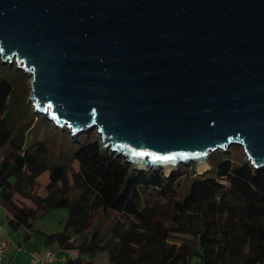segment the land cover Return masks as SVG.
Returning <instances> with one entry per match:
<instances>
[{"label":"water","instance_id":"1","mask_svg":"<svg viewBox=\"0 0 264 264\" xmlns=\"http://www.w3.org/2000/svg\"><path fill=\"white\" fill-rule=\"evenodd\" d=\"M0 59L134 170L206 172L231 145L264 168V0H0Z\"/></svg>","mask_w":264,"mask_h":264},{"label":"trees","instance_id":"2","mask_svg":"<svg viewBox=\"0 0 264 264\" xmlns=\"http://www.w3.org/2000/svg\"><path fill=\"white\" fill-rule=\"evenodd\" d=\"M11 94L0 78V207L13 230L66 211L59 232H40L46 247L76 252L62 264L100 255L107 264H264V168L214 155L181 196L186 173L136 171L98 138L74 139L72 156L55 162L46 138L29 136L31 112L14 115Z\"/></svg>","mask_w":264,"mask_h":264},{"label":"rangeland","instance_id":"3","mask_svg":"<svg viewBox=\"0 0 264 264\" xmlns=\"http://www.w3.org/2000/svg\"><path fill=\"white\" fill-rule=\"evenodd\" d=\"M0 78L7 79L12 86L11 99H13L12 107L14 115L20 117L17 112L22 111L21 108L26 109L27 112H31L32 129L29 131V136H31V134H34V136L36 137L44 136V138H46V141L50 146V153L53 156V161H66L70 156H72V151L75 147V143H73L74 139H79L82 142H85L88 140H93L94 138H98L94 131L81 132L78 135H74L69 130L55 127L52 122L46 118L45 115H42L41 113H35L34 107L29 101L31 94L29 86L30 77L21 69L17 68V65L14 62L9 66L8 63L2 64L0 59ZM41 117H43L44 119ZM214 155L218 157L224 155L226 158L234 161V163L236 164H240L245 160L243 148L237 145H231L223 151H215L210 157ZM73 168L77 169L76 164H74ZM209 169L210 166H208L205 170L209 171ZM177 172L180 174L182 172L186 173L182 176V179L179 182L178 192L181 196H183L189 187L191 178L195 175L203 174L205 171H197L192 164H189L186 166H180L178 170L173 173ZM47 177L48 175L44 171H41V173L37 176V183L39 184L38 192L41 195L44 194L43 189L48 181ZM23 204L31 206V203L28 201H24ZM66 215L67 213L64 210H56L41 217L37 220L36 223L38 226L45 227L48 233L59 232L66 221ZM50 250L56 252V254L58 255V250ZM97 260L98 263H105V259L103 258H98Z\"/></svg>","mask_w":264,"mask_h":264},{"label":"crops","instance_id":"4","mask_svg":"<svg viewBox=\"0 0 264 264\" xmlns=\"http://www.w3.org/2000/svg\"><path fill=\"white\" fill-rule=\"evenodd\" d=\"M7 217V212L0 207V226L3 228V235L0 236V241H4L6 244V252L2 256L0 264H38L40 255L45 248L58 250L54 245L48 247L44 245L40 232L48 233L45 227L38 226L35 223L31 229L20 228L13 230L7 225ZM75 255L76 252L58 250L55 264H62L67 257H74ZM98 258L105 259L104 264H107L104 255L92 259L93 264H101L98 263Z\"/></svg>","mask_w":264,"mask_h":264},{"label":"built area","instance_id":"5","mask_svg":"<svg viewBox=\"0 0 264 264\" xmlns=\"http://www.w3.org/2000/svg\"><path fill=\"white\" fill-rule=\"evenodd\" d=\"M2 226H0V236L3 235ZM6 252V244L4 241H0V262L2 260V256ZM57 260V254L56 252L51 251L48 248H45L40 255L39 263L38 264H54Z\"/></svg>","mask_w":264,"mask_h":264},{"label":"bare ground","instance_id":"6","mask_svg":"<svg viewBox=\"0 0 264 264\" xmlns=\"http://www.w3.org/2000/svg\"><path fill=\"white\" fill-rule=\"evenodd\" d=\"M103 149H104V148H103ZM105 150H108V149H105ZM121 157H122V156H121ZM124 159H125V158H124ZM180 166H183V164H182V165H179V167H180ZM184 166H186V165H184ZM179 167H178V168H179ZM136 171H137V170H136ZM148 171H150V170H148ZM153 171H154V170H153ZM140 172H142V171H140Z\"/></svg>","mask_w":264,"mask_h":264},{"label":"snow or ice","instance_id":"7","mask_svg":"<svg viewBox=\"0 0 264 264\" xmlns=\"http://www.w3.org/2000/svg\"><path fill=\"white\" fill-rule=\"evenodd\" d=\"M137 155H142V154H139V153H138Z\"/></svg>","mask_w":264,"mask_h":264}]
</instances>
